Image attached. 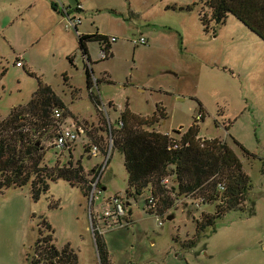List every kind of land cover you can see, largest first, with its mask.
<instances>
[{"label": "rangeland", "instance_id": "obj_1", "mask_svg": "<svg viewBox=\"0 0 264 264\" xmlns=\"http://www.w3.org/2000/svg\"><path fill=\"white\" fill-rule=\"evenodd\" d=\"M87 3L92 8L79 13L82 25L77 30L115 37L113 57L101 61L100 42H88L92 64H87L74 30L67 28L69 35H64L63 24L62 32L34 37L39 40L38 50L29 52L28 59L20 56L18 66L17 53L23 51L20 46L31 44L32 27L25 25L24 11L19 18L14 14L19 24L7 28L6 34L13 38L18 31L20 35L15 53L0 33V119L8 117L13 108H23L38 82L50 86L64 104L68 124L83 127L85 135L69 154L45 151L42 164L53 168L80 161L87 180L94 177L92 183L104 190L92 201L86 185L48 180L47 192L34 202L30 183L1 189L0 264H28L40 231L48 233L45 221L51 225L57 248L71 243L77 264H99L90 217H95V210L101 218L108 208L107 199L123 197L128 188L123 155L115 150L108 129L112 125L116 132L125 107L142 118L156 119L153 127L171 136L184 134L201 107L200 137L227 143L238 155L251 187L243 209L239 205L229 211L219 200L195 207L180 196L175 203L176 193L171 189L168 201L172 199V205L163 216L144 211L149 186L140 196L128 199L126 194L132 224L101 229L98 236L123 249L114 264H142L154 250L169 245L181 247L176 251L180 261H174L176 253L171 251L168 264H264V41L231 15L223 24L211 22L206 29L199 11L207 17L210 12L195 5L198 0ZM187 6H193L192 10ZM140 37L148 43L137 44ZM68 55L73 57L72 64ZM86 67L92 80H99L92 86L102 102L100 110L86 89ZM232 138L254 156L244 154ZM93 141H98L102 151L92 158L85 144ZM167 178L170 189L174 176ZM164 206L158 200L157 211ZM169 215H174L172 220L166 219Z\"/></svg>", "mask_w": 264, "mask_h": 264}, {"label": "trees", "instance_id": "obj_2", "mask_svg": "<svg viewBox=\"0 0 264 264\" xmlns=\"http://www.w3.org/2000/svg\"><path fill=\"white\" fill-rule=\"evenodd\" d=\"M198 4L210 12L207 17V13L199 11L206 29H209L211 22L215 25L223 24L227 16L231 15L264 41V0H198L195 5ZM52 5L57 9L56 4ZM192 7L187 6L186 9L192 10ZM92 41H99L100 51L107 54L106 58H100L101 61L113 57L111 43L116 40L112 42L102 34H81L78 36L77 44L87 64H92L87 48V43ZM67 59L72 64V57L69 56ZM85 78L89 97L99 109L102 102L100 97L93 93L94 85L97 86L99 80H92L88 67L85 68ZM63 108L62 100L54 94L50 86L38 82L37 89L23 108H13L8 117L0 119V190L10 187L22 188L30 183L31 198L38 202L40 196L48 190L47 181L60 179L71 186L86 185L88 192L93 195L90 198L92 201L96 194L102 193L97 187H93L94 177L87 180L80 161L53 168L42 164L45 151L51 150L55 155L69 154L79 137L85 135L82 127L83 133L77 139L66 140L61 148L57 147L56 139L62 133V129L71 124L76 126L73 122L68 124L69 117L65 116ZM55 110L61 112L59 118L55 117ZM201 111L200 107L201 120H195L184 134L178 136L161 133L153 127L156 119L142 118L132 113L128 107H125L120 115L115 133L112 132V125H108L113 146L123 155L128 174V188L125 192L128 199L140 196L148 186L151 188L147 199H144V211L147 213L163 216L165 210L172 205V199L168 201L171 189L176 193L175 203L181 196L190 201L202 199V205L219 200L226 204L227 211L239 205H241L239 210L243 209L245 194L251 187L249 177L244 172L238 155L227 143L217 138L200 137L198 124L204 119ZM232 139L244 154L254 156L234 138ZM94 145L98 146L100 154L102 148L98 141L87 142L86 152L89 154ZM105 162L108 163V160ZM169 176H174L170 189L166 186L168 183H163ZM126 194L123 197L114 196L119 198L127 212L125 219L119 218L117 224H123L124 221L132 224L131 204ZM149 197L152 203L148 202ZM109 200L108 198L106 202H110ZM158 200L165 205L162 211H157ZM95 220L102 222L103 230L107 229L105 225L110 221L104 216L99 220L93 216L91 221L94 225ZM208 222L212 225L213 220L209 219ZM45 226L48 233L43 235L40 231L33 243L31 254H28V264H77V255L73 249L67 244L57 248L53 244L51 225L45 221ZM94 233L99 264H108L105 243L101 237L98 238L101 234L96 231Z\"/></svg>", "mask_w": 264, "mask_h": 264}, {"label": "crops", "instance_id": "obj_3", "mask_svg": "<svg viewBox=\"0 0 264 264\" xmlns=\"http://www.w3.org/2000/svg\"><path fill=\"white\" fill-rule=\"evenodd\" d=\"M52 4H56L57 9H55ZM85 4H87V7L85 6ZM62 6L66 9V13L61 12L60 7ZM77 6H80V8H78ZM91 8L92 6L87 3V0H0V13L2 14V17L0 20V33L3 34V40L7 42L10 49L13 50L15 53L17 50L14 49V47L20 45L19 40H18L20 38V35L18 31H15L14 33L15 36L13 38H10L6 34V30L7 28H10V27H13L19 24V21L16 20L14 14H16L17 18H19L21 12L24 11L28 17L27 19L28 21L25 25L32 27V40H31V44L28 42L25 45L20 46L23 48V51L17 53L19 54V56H17L16 59L17 61H19V59L21 58L20 56H22L23 59H28L27 54L31 52V55H32V50H36L38 47L39 40L34 41L35 39L33 38L34 37L38 38L37 37L38 35H39V39L40 37L44 38L48 34L54 31L62 32L63 24H64L63 32L65 31L64 35H69L67 31L69 29L67 28H71V30L73 29L77 38L81 34H86L84 32L80 33L77 30V27L82 25V18L80 17L79 13L83 12L84 10H89ZM69 19H71L73 23H75L76 25L71 26V24L69 23ZM30 24H32V26ZM95 34H102V33L97 32ZM86 35H91V34H86ZM89 56H90V53H89ZM67 57H69V55L66 56V58ZM72 60H73V57H72ZM94 214L95 216L97 214L95 210H94ZM96 218H98V216H96ZM90 220H91V217H90ZM104 243H105V247L108 252V258H109L108 264H114L115 262L114 257L120 252H123V249L114 245V243H112L111 245H108L107 241H104ZM68 244L70 245L71 243H68ZM179 247L181 246L169 245L168 247L162 248L160 250H154L149 260L142 262V264H147V263L148 264H168V259H169L168 256L171 251L173 253H176L175 258H173L174 261H180V254L176 252ZM197 254L198 252H196V255ZM155 257H157V259L160 261L157 262V259H155Z\"/></svg>", "mask_w": 264, "mask_h": 264}, {"label": "built area", "instance_id": "obj_4", "mask_svg": "<svg viewBox=\"0 0 264 264\" xmlns=\"http://www.w3.org/2000/svg\"><path fill=\"white\" fill-rule=\"evenodd\" d=\"M78 8H80V6H77ZM61 12L66 13V9L62 6L60 7ZM80 22V21H79ZM69 23L71 24V26H75L76 24L73 23V21L71 19H69ZM110 40L113 42L115 39V37H111ZM146 43H148L147 38L145 37H140L138 39V43L139 45H145ZM101 59H104L107 57V54L105 52H101ZM18 66L21 64L20 61H17L16 63ZM60 111L59 110H55V117L59 118L60 117ZM196 120H201V114L198 113L197 117L195 118ZM63 131H61L62 133L59 134V137L56 139V145L58 148H61L65 141H72L78 138V136L83 133V129L81 126L76 127V126H66L65 128L62 129ZM176 147V145H175ZM99 149L98 146L94 145L91 148V151L89 152V155L93 158V157H97L99 155ZM169 182L168 178L164 179L163 183L167 184ZM221 188V186H219ZM110 202H107L108 204V208L105 210V213L102 215L105 218L109 219L110 221L105 225L107 226L106 230H114L116 228H122L124 226H128L129 224H127L125 221L123 222V224H117V220L119 218H124L127 215V212L125 210V207L123 205V203L119 200V198L116 197H111L109 198ZM150 199V197H149ZM148 202L152 203V199L148 200ZM191 204H194L195 207H199L202 205V199H196L194 201H191ZM129 214V213H128ZM99 220V218H98ZM92 224V233L95 235L94 231L101 233V229H103L101 227L102 222H98L96 225L93 224V222L91 221ZM101 224V225H100ZM117 224V225H116ZM162 224V223H160ZM100 225V226H99Z\"/></svg>", "mask_w": 264, "mask_h": 264}, {"label": "water", "instance_id": "obj_5", "mask_svg": "<svg viewBox=\"0 0 264 264\" xmlns=\"http://www.w3.org/2000/svg\"><path fill=\"white\" fill-rule=\"evenodd\" d=\"M67 15H68V14H67ZM93 187H96V182L94 183V186H93ZM103 190H104V189H103ZM92 196H93V195H91V197H92ZM173 216H174V215H169V216L166 217V219H167V220H172V219H173ZM93 236H94V234H93ZM94 239H95V236H94ZM95 243H96V240H95ZM99 259H100V258H99Z\"/></svg>", "mask_w": 264, "mask_h": 264}]
</instances>
